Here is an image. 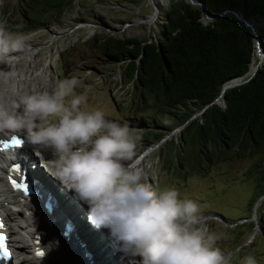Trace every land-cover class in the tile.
Listing matches in <instances>:
<instances>
[{"label":"trees","instance_id":"1","mask_svg":"<svg viewBox=\"0 0 264 264\" xmlns=\"http://www.w3.org/2000/svg\"><path fill=\"white\" fill-rule=\"evenodd\" d=\"M19 1L22 30L42 27L49 15L62 14L74 2ZM203 1L212 11L230 12L204 23L199 6L173 0L159 39L103 34L94 37L92 48L120 63L124 81L134 85L132 103L141 111L134 125L144 129L137 136L145 144L162 141L183 126L182 140L189 133L208 162L261 155L256 202L264 195V60L245 81L225 90L226 103L215 100L229 79L250 70L256 52L254 32L238 14L256 23L264 46V0ZM0 5L7 21L6 5ZM259 220L264 223L262 214Z\"/></svg>","mask_w":264,"mask_h":264},{"label":"rangeland","instance_id":"2","mask_svg":"<svg viewBox=\"0 0 264 264\" xmlns=\"http://www.w3.org/2000/svg\"><path fill=\"white\" fill-rule=\"evenodd\" d=\"M0 1L5 3L9 15L7 21L0 16V23L27 37L21 53L39 48L36 66L51 62L55 79L49 93L59 81L76 77L81 81L76 92L87 95V107L103 109L106 119L128 125L134 135L144 131L134 125V118L141 114L132 103L134 85L124 81L121 64L109 62L106 55L92 48V41L103 34L159 39L163 36L166 9L173 0L159 1L162 5L153 21L146 18L155 11L150 0H74L62 14L49 15L46 24L35 30H22L24 16L19 0ZM182 128L177 127L153 145L141 139L137 142V156L145 167L148 182L158 190L175 188L181 199L200 204L199 226H206L210 233L220 237L216 243L229 264H243V258L249 254L258 264H264V223L259 220V214L264 218V195L255 202L263 171L261 155L208 162L198 144L191 143L189 133L182 140ZM39 162L48 172L47 162Z\"/></svg>","mask_w":264,"mask_h":264},{"label":"clouds","instance_id":"3","mask_svg":"<svg viewBox=\"0 0 264 264\" xmlns=\"http://www.w3.org/2000/svg\"><path fill=\"white\" fill-rule=\"evenodd\" d=\"M27 37L0 23V64L24 49ZM76 77L59 81L51 93L0 94V133H24L33 145L51 149L46 170L85 203L88 220L107 228L125 256L138 264H229L217 246L220 237L200 225L202 208L181 199L175 188H154L137 156L128 125L106 119L76 92ZM13 96L18 95L15 88ZM22 105V111L16 109ZM243 264H258L249 254Z\"/></svg>","mask_w":264,"mask_h":264},{"label":"bare ground","instance_id":"4","mask_svg":"<svg viewBox=\"0 0 264 264\" xmlns=\"http://www.w3.org/2000/svg\"><path fill=\"white\" fill-rule=\"evenodd\" d=\"M159 1L150 0L155 11L150 18L146 17L148 21L155 20L158 7L162 5H159ZM203 19L205 22L211 21L206 14ZM40 54L39 48L29 49L24 54L20 51L13 53L12 59L7 64H0V94H5V99L9 103L13 100L18 103L20 96L25 94L49 93L55 76L50 61L40 68L36 66ZM263 60L262 54L256 50L252 71ZM13 88L18 95H12ZM16 110L22 111V105ZM5 135L7 134L0 133V137ZM18 152L20 159L28 163V170L37 179L35 185L39 186L42 193L54 191L57 203L50 211L45 204L46 201H43V196L28 194L22 189L14 188L9 182V174L12 172L11 162L7 161L5 164L0 161V215L6 221L14 248L13 258L5 264H115L117 261V264L122 261L130 264L132 262V258H127L120 251L119 244L112 241L114 237L109 229L97 228L89 222V209L77 201L74 192L66 190L40 164L33 167L36 159L45 161V164L47 162L50 166V160L55 159L51 149L33 145L26 137L25 146ZM7 156L5 152L0 153V157L4 159ZM65 217H71L76 224L68 234L61 229ZM39 249L43 252L41 256L36 255ZM86 250L90 251L91 256L85 253ZM138 259L140 258L136 257L135 262Z\"/></svg>","mask_w":264,"mask_h":264},{"label":"water","instance_id":"5","mask_svg":"<svg viewBox=\"0 0 264 264\" xmlns=\"http://www.w3.org/2000/svg\"><path fill=\"white\" fill-rule=\"evenodd\" d=\"M187 1L191 2L194 5L199 6L202 9L203 13L206 14L208 17H210L211 20H214V19L222 16L223 14L230 12L228 9H224L221 12L212 11L203 0H187ZM238 15L253 30L254 35H255V39H256V50L259 51L262 54V57L264 58V46H263V43H262L261 36H260V34L258 32V29L256 28V23L254 21L250 20V19H247V18L243 17L240 14H238ZM204 23H206V22L204 21ZM261 64H262V62L259 65H257V67L253 70V74L259 69ZM251 70H252V65L250 67V70L246 74L241 75V76H236V77H233V78L229 79L225 83L222 93L220 94L219 97H217V99L215 101H223L224 103H226L225 90L228 87L234 86L236 84H240L241 82L245 81L246 79H244V77L246 75H248V73H250Z\"/></svg>","mask_w":264,"mask_h":264},{"label":"snow or ice","instance_id":"6","mask_svg":"<svg viewBox=\"0 0 264 264\" xmlns=\"http://www.w3.org/2000/svg\"><path fill=\"white\" fill-rule=\"evenodd\" d=\"M18 143H19V142H18ZM12 183H13L14 186H17V187L19 186V185H17V183H16L15 180H13ZM2 226H3V225L0 224V227H2ZM36 255L41 256V255H43V252H41V251H37ZM0 257L4 258L3 256H0Z\"/></svg>","mask_w":264,"mask_h":264}]
</instances>
